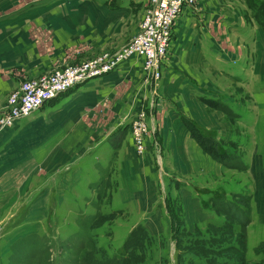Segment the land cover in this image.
I'll return each mask as SVG.
<instances>
[{
    "label": "crops",
    "instance_id": "1",
    "mask_svg": "<svg viewBox=\"0 0 264 264\" xmlns=\"http://www.w3.org/2000/svg\"><path fill=\"white\" fill-rule=\"evenodd\" d=\"M101 1L53 0L0 19V105L24 79L104 51L115 52L136 34L143 17L142 0ZM244 2L194 0L183 5L172 25L161 77L151 86L143 79V59L132 55L17 119L18 128L0 132V154L5 153L0 158V183L7 171L18 172L21 161H26L21 167L27 170L41 160L48 170L55 168L41 183L49 185L59 172L56 167L68 159L64 150L69 140L82 136L87 148L65 168H80L89 155L87 173L111 181L112 203L131 202L147 231L158 234L164 225L152 210L158 174L159 184L166 176L195 186L224 169L192 136L188 123L193 122L214 137L228 134L245 140L247 169L258 187L257 207L262 213L264 23L245 15ZM237 88L242 95L235 97ZM212 99L224 101L237 116L230 119ZM139 111L149 137H143L145 145L138 157L130 121ZM155 141L161 148V173L155 167ZM179 191L184 192H179L180 201L191 214L202 211L190 188ZM35 206L30 205L31 215L36 214Z\"/></svg>",
    "mask_w": 264,
    "mask_h": 264
},
{
    "label": "rangeland",
    "instance_id": "2",
    "mask_svg": "<svg viewBox=\"0 0 264 264\" xmlns=\"http://www.w3.org/2000/svg\"><path fill=\"white\" fill-rule=\"evenodd\" d=\"M51 1L53 0H0V19L18 15ZM245 1L244 7L248 12L245 15L250 13L258 18L260 23H264V0ZM140 3L144 15L145 0ZM88 58L74 61L70 65L81 64ZM143 79L146 86H151L145 75ZM234 93L235 97L242 95L240 88ZM212 100L214 105L222 106L230 119L237 116L224 101ZM3 104L5 105L6 101L0 105V118L5 108ZM103 105L108 108L107 103ZM142 116L139 111L130 121L134 152L138 157L141 152H137L135 147L134 131L139 126L136 122L142 121V135L149 137L148 127ZM84 123L87 125L86 121ZM20 125L16 120L4 126L0 122V132L10 128L16 129ZM197 127L202 135L206 133L205 136L214 138V141L211 140L214 142L212 146L219 152L223 151L227 163L234 167L222 164L224 169L209 175V178L207 176L208 180H199L197 184H201L195 186V183L180 179L173 178L169 181L166 176L162 177L163 182L159 184L158 174L156 206L152 210L159 214L165 225L158 234L147 231L144 220H140L139 212L131 202L127 205H119L118 201L112 203L111 181L108 182L102 174H88L90 165L86 164L89 155L82 160L80 168H65V163L87 148L88 144L82 136L80 140H69L64 150L68 159L56 167L59 172L55 173V179L49 185L42 186L41 183L44 178L53 174L52 170L55 168L48 170L42 166L43 162L40 160L26 170L21 167L26 161H21L18 172L13 170L10 174V171H7L3 182L0 183V264H182L177 261L178 254L175 255V238L183 231L190 233L198 229L205 233L209 222L221 225L225 220L232 219L216 209L215 202L221 204V201L225 202V207L230 208L233 205L235 209L239 207L247 210L248 221L244 227L231 220L234 233L243 228L246 234L244 264H264V211L261 213L257 207L260 193L258 187L252 184L251 172L247 169L249 160L244 153L249 149L245 140L228 134L214 137L211 133L208 134L207 128ZM153 151L155 167L161 173L164 169L158 161L161 157L160 143H155ZM3 157L5 153L0 154V158ZM36 186L42 187L40 190H34ZM186 188H190L191 193L198 198L202 211L191 214L190 207L188 209L183 206L180 198L184 192L179 190ZM34 203L37 205L36 214L31 215L30 205L33 206ZM136 227L139 231L141 229L142 237L139 248L133 249L124 243L126 239L128 243L133 241L132 232ZM148 235H162L164 238L157 241ZM185 258L184 261L188 264L190 255Z\"/></svg>",
    "mask_w": 264,
    "mask_h": 264
},
{
    "label": "built area",
    "instance_id": "3",
    "mask_svg": "<svg viewBox=\"0 0 264 264\" xmlns=\"http://www.w3.org/2000/svg\"><path fill=\"white\" fill-rule=\"evenodd\" d=\"M193 2L194 0H145V12L139 22V30L120 49L113 53L98 54L81 64L57 68L40 76L24 79L17 88L9 92L0 118L1 125H10L13 121L24 118L58 93L104 74L132 55L143 59V74L150 83L158 80L168 53L172 25L183 5ZM136 124L139 126L134 131L135 147L137 152H142L145 141L140 124L143 123L138 121Z\"/></svg>",
    "mask_w": 264,
    "mask_h": 264
},
{
    "label": "trees",
    "instance_id": "4",
    "mask_svg": "<svg viewBox=\"0 0 264 264\" xmlns=\"http://www.w3.org/2000/svg\"><path fill=\"white\" fill-rule=\"evenodd\" d=\"M188 125L192 136L196 138L203 152L205 151L210 154L219 163L221 162L224 165L234 167L231 163H227L226 154L223 151L219 152L212 146V143L214 144L212 142L214 138L205 136L206 133L202 135L195 123L189 122ZM224 204V201H221V204H216L215 202V207L218 211L224 212L225 215H229L232 219L227 218L228 220H225L221 225L209 222L208 230L205 233H201L198 229L190 233L186 231L179 233V237H176L174 242L175 255L178 254V257H176L178 259L177 261L182 262V264H187L184 259H186L185 256L190 255L188 264H244L246 234L243 228L238 233H234L233 222L231 220L239 222L244 227L248 221L247 210L239 207L235 209L233 205L230 208L228 206L225 207ZM238 211L240 214H238ZM138 229L136 227L134 232H132L134 234L133 241L128 243L126 239L124 245L133 249L139 248V241L142 236L140 233L141 229L140 231ZM148 236L157 241L158 239L164 238L162 235ZM177 249H182L183 251L179 252Z\"/></svg>",
    "mask_w": 264,
    "mask_h": 264
}]
</instances>
